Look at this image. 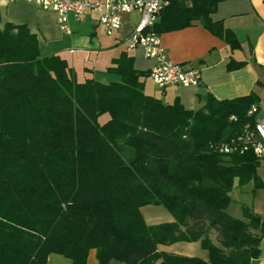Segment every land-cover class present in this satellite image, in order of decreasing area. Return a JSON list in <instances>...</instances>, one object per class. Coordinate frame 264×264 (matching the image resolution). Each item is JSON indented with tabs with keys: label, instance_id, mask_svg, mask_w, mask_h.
Instances as JSON below:
<instances>
[{
	"label": "trees",
	"instance_id": "obj_1",
	"mask_svg": "<svg viewBox=\"0 0 264 264\" xmlns=\"http://www.w3.org/2000/svg\"><path fill=\"white\" fill-rule=\"evenodd\" d=\"M220 1L165 0L145 31L199 22L234 48L232 32L210 17ZM39 47L26 25L0 28V264H45L51 253L85 264L91 249L101 264L258 257L264 216L226 211L235 181L259 185L258 159L245 146L252 93L208 94L201 107L185 109L146 93L148 72L125 52L107 68L114 78L78 81L64 58ZM145 205H161L173 219L147 224ZM179 241H199L207 258L158 248Z\"/></svg>",
	"mask_w": 264,
	"mask_h": 264
},
{
	"label": "crops",
	"instance_id": "obj_2",
	"mask_svg": "<svg viewBox=\"0 0 264 264\" xmlns=\"http://www.w3.org/2000/svg\"><path fill=\"white\" fill-rule=\"evenodd\" d=\"M140 16L137 11L122 14L121 28L107 34L98 24L97 13L88 11L79 19L71 15L68 23L70 32H65L60 29L53 12L39 8L32 1L0 0V28L6 23L26 25L36 35L41 55L57 54L64 58L75 76L80 69H77V65H82L80 73L83 80L94 78L103 82L114 78L113 74L107 72V68L123 52L132 58L135 69L147 71L150 76L154 61L145 57L141 47L128 48L124 42L125 36L134 29ZM210 17L213 21L222 22L238 44L230 48L221 37L211 33L199 22L158 34L167 58L200 69L201 82L191 86L171 84L162 89L156 87L148 89V94L157 96L165 103L177 99L183 108L196 110L204 104L208 94L217 99H230L252 93L255 98L253 104L258 106L255 119L264 120V0H221ZM237 62L242 65L228 67L230 63ZM257 159L255 173L258 187H254L252 181L241 186L235 181L231 186L230 193L232 191L235 197L239 194V199L235 202L231 200L226 211L235 218L244 219V207L264 216V157ZM160 209L149 205L141 207L144 221L155 224L173 219L170 212ZM158 248L176 254L207 258V251L199 241H179L159 245ZM85 260V264H101L95 249L89 251ZM46 264L73 262L66 256L51 253ZM106 264L124 262L111 259ZM251 264H264V238L260 242L259 255Z\"/></svg>",
	"mask_w": 264,
	"mask_h": 264
},
{
	"label": "built area",
	"instance_id": "obj_3",
	"mask_svg": "<svg viewBox=\"0 0 264 264\" xmlns=\"http://www.w3.org/2000/svg\"><path fill=\"white\" fill-rule=\"evenodd\" d=\"M18 1V0H10ZM39 8L51 11L56 15L58 25L62 31L70 32V16L79 19L88 11L98 15V24L103 32L112 34L122 26V14L133 11L140 13V19L133 30L124 38L128 48L141 47L145 57L154 61L150 69V77L158 88H165L175 84L181 86L198 85L201 82L200 69L189 67L182 63L172 62L160 45L158 34L146 32L155 20L157 13L165 0H28ZM258 110L252 104L248 114H255ZM246 145L253 149L258 158L264 157V120L255 119L251 130L246 131ZM231 148H225L229 151ZM44 264V263H43ZM46 264V263H45Z\"/></svg>",
	"mask_w": 264,
	"mask_h": 264
},
{
	"label": "rangeland",
	"instance_id": "obj_4",
	"mask_svg": "<svg viewBox=\"0 0 264 264\" xmlns=\"http://www.w3.org/2000/svg\"><path fill=\"white\" fill-rule=\"evenodd\" d=\"M78 68H80L79 69V71L78 72H76L77 73V75L75 76V77H77V79H79V81H81V80H83V76L81 75V70L83 69L82 68V65H77V69ZM76 69V70H77ZM105 81H109V80H105ZM144 84V91L146 92V93H148L149 91H148V89H153V88H156L157 86L156 85H154V82H153V80H152V78L150 77V76H147L146 78H145V82L143 83ZM108 117H109V115L107 114V113H104V114H102L100 117H99V122H101V123H103V122H105L107 119H108ZM230 195H231V200H232V202H235V201H238L237 199H239V194L238 195H236L237 197H235L234 196V193H232V191H231V193H230ZM237 204H235V206H236ZM148 206V205H147ZM149 206H152L153 208H161L160 210H163V212H170V211H168L167 209H165V207H157L156 205H149ZM212 238H213V241L214 242H216L215 241V239H216V236H215V234H213L212 233Z\"/></svg>",
	"mask_w": 264,
	"mask_h": 264
}]
</instances>
